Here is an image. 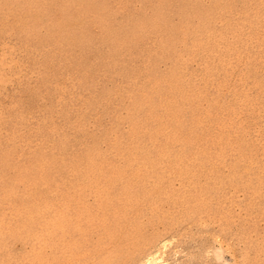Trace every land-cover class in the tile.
I'll return each mask as SVG.
<instances>
[{"label":"rangeland","instance_id":"rangeland-1","mask_svg":"<svg viewBox=\"0 0 264 264\" xmlns=\"http://www.w3.org/2000/svg\"><path fill=\"white\" fill-rule=\"evenodd\" d=\"M155 255L264 264V0H0V264Z\"/></svg>","mask_w":264,"mask_h":264},{"label":"bare ground","instance_id":"bare-ground-1","mask_svg":"<svg viewBox=\"0 0 264 264\" xmlns=\"http://www.w3.org/2000/svg\"><path fill=\"white\" fill-rule=\"evenodd\" d=\"M158 255V254H157ZM159 256V255H158ZM162 256V255H161ZM150 257V256H149ZM147 260L146 263L147 264H168L166 263L162 258H158L155 256H153L152 258L150 257L149 259H145Z\"/></svg>","mask_w":264,"mask_h":264}]
</instances>
